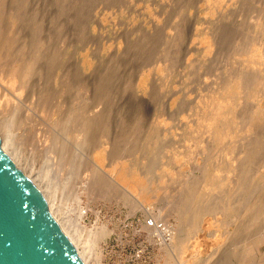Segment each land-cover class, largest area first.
Instances as JSON below:
<instances>
[{
    "label": "rangeland",
    "instance_id": "374dc122",
    "mask_svg": "<svg viewBox=\"0 0 264 264\" xmlns=\"http://www.w3.org/2000/svg\"><path fill=\"white\" fill-rule=\"evenodd\" d=\"M3 1L0 116L22 155L8 148L86 263L163 264L183 236L195 264H264L247 211L264 197V0Z\"/></svg>",
    "mask_w": 264,
    "mask_h": 264
},
{
    "label": "water",
    "instance_id": "95a60500",
    "mask_svg": "<svg viewBox=\"0 0 264 264\" xmlns=\"http://www.w3.org/2000/svg\"><path fill=\"white\" fill-rule=\"evenodd\" d=\"M0 264H86L0 136Z\"/></svg>",
    "mask_w": 264,
    "mask_h": 264
},
{
    "label": "bare ground",
    "instance_id": "6f19581e",
    "mask_svg": "<svg viewBox=\"0 0 264 264\" xmlns=\"http://www.w3.org/2000/svg\"><path fill=\"white\" fill-rule=\"evenodd\" d=\"M2 5H4V7H2ZM4 9V11H3V9ZM6 11H5V4H4V1L3 0H0V15H5L4 13H5ZM6 13H8V12H6ZM10 13H12V12H10ZM13 15V14H12ZM15 15V14H14ZM16 18H17V20H19V18H20V14L18 15V12L16 13ZM6 17H7V15H6ZM2 18H0V41L3 39V34L1 33V31L2 32H4L2 29L5 27H3V25H2V20H1ZM5 29V28H4ZM2 34V35H1ZM5 34V33H4ZM2 44V43H1ZM5 44V43H4ZM5 46H6V44H5ZM0 47H1V45H0ZM7 47V46H6ZM4 49L5 50H7L5 47H4ZM3 49V50H4ZM4 50V51H5ZM2 51V50H1ZM3 51V52H4ZM8 51V50H7ZM7 53V52H6ZM11 74H12V77H15V76H17V74H18V71H17V68H13V69H11ZM17 78V77H16ZM16 80V79H15ZM262 100H264V99H262ZM14 101V100H13ZM259 101V100H258ZM12 102V101H11ZM260 102V101H259ZM8 102H6V104H7ZM13 103V102H12ZM14 103H15V101H14ZM11 106H12V104H11ZM15 106V105H14ZM254 106V105H253ZM11 108V107H10ZM15 108V107H14ZM253 109H257V110H261L260 109V106L258 105V106H256V107H254ZM249 112V111H248ZM251 112L252 113H254V111H252L251 110ZM6 115L5 116H0V126L1 127H4V129L3 128H0V131H1V129H2V131L0 132V136H1V138H2V146H3V148L10 154V151H9V148L8 147H11V148H13L14 149V151H15V153L16 152H18V150H20V152H18V156H21L22 155V152H21V149H20V142H16L15 141V137L13 136V134H12V131H11V128H10V121H12V120H14V111L11 109L10 110V112L9 113H5ZM248 113H246L245 115H247ZM251 115V114H250ZM253 115V114H252ZM252 115H251V117H252ZM247 117H249L250 118V116L249 115H247ZM246 118V117H245ZM248 118V120L247 121H249V126H250V121L252 120V119H254L255 117H252V118H250L249 119ZM260 138V137H259ZM264 141V140H263ZM262 141V142H263ZM256 146H257V144H256ZM262 146H264V145H262ZM246 149V148H245ZM250 151V150H249ZM252 151H250L249 153H251ZM253 154V153H252ZM11 155V157L15 160V162H16V164L21 168V169H23L24 170V172L37 184V186L41 189V191L43 192V190H42V188H41V186L39 185V183L37 182V179H36V177H34L33 175H31L30 174V172H27L21 165H20V163L18 162V160H17V158H16V156L12 153V154H10ZM255 155V154H254ZM21 158V157H20ZM19 159V158H18ZM239 183V182H238ZM50 193L52 194V193H54L53 192V190L52 189H50ZM129 193V195L127 194V193H123L122 195H121V198L122 199H124V201H129L130 203H131V205H132V207H133V204H135L136 205V201H137V199L139 198V197H135V196H137L136 194H132L131 192H128ZM43 194L45 195V197H46V199H47V202H48V205H49V209H50V211L52 212V214L56 217V219L58 220V222L60 223V225H61V227L63 228V230L66 232V234L71 238V240H72V242L74 243V245L76 246V248H77V250H78V252H79V254L81 255V257L84 259V261L85 262H87L88 261V256H89V250H88V242H87V240H85L84 239V236H78V234H77V236H73V234L71 233V231L69 230V229H67L64 225H63V223H62V221H61V219L59 218V216L57 215V212L55 211V208L56 209H58L59 211H61V207H60V205H59V203H58V201L56 200V197H55V195L53 194L52 196V198H49V196H47L46 194H45V192H43ZM135 195V196H134ZM264 195V194H263ZM132 196H134V197H132ZM190 199V198H189ZM141 201H142V199H140ZM128 202V203H129ZM140 202V201H139ZM192 203V202H191ZM212 203V202H211ZM249 204H248V206H247V211L250 213V217L252 216L253 218H255L256 216H258V214H262V213H264V197L262 196V194L261 195H257V196H255L252 200H250L249 202H248ZM197 204V203H196ZM208 204V203H207ZM134 205V206H135ZM138 206H140V205H136V207H138ZM218 206V205H217ZM222 206V205H221ZM186 207V206H185ZM216 207V206H215ZM181 209V208H180ZM206 209V208H205ZM236 209V208H235ZM198 213H199V211H198ZM195 214L194 216H193V220H192V224H190L189 226H190V229H189V231H190V233H191V230L192 229H194V226L196 225L195 223H196V221H197V218L199 219V217H200V214ZM210 213V212H209ZM212 214V213H211ZM214 215H215V213H214ZM199 216V217H198ZM202 217V216H201ZM212 217H214V216H212ZM253 218H251V219H253ZM238 219V218H237ZM255 220V219H254ZM252 222V221H251ZM199 223V222H198ZM197 225H199V224H197ZM241 227V226H240ZM257 229V228H256ZM255 229V230H256ZM239 230V229H238ZM237 230V231H238ZM236 230H234V232H235ZM242 231V230H241ZM240 231V232H241ZM250 231V230H249ZM96 233L94 234L93 233V238H94V240H100V239H103L108 233H107V231L104 229V228H101V229H98L97 231H95ZM209 232H212V231H209ZM233 232V231H232ZM189 233V234H190ZM192 233H193V231H192ZM191 233V234H192ZM190 234V235H191ZM233 234V233H232ZM189 235V236H190ZM239 236V235H238ZM264 236V235H263ZM91 237V238H92ZM231 237V236H230ZM246 237V236H245ZM189 238V237H188ZM187 238V239H188ZM187 239L185 238V237H181L180 239H179V243H178V245L177 246H175V248H174V246H171V247H173L174 248V250H175V252H176V254H174V255H171L170 253H165L166 255V257H165V262L163 263V264H195L196 262H195V257L199 260V261H201V259L196 255V254H194V253H192V254H194V255H192V256H188L186 259H184V255H186V252L188 251V245L186 244V242H187ZM239 239V238H238ZM241 240V239H240ZM239 240V241H240ZM167 242V244L169 243V240L168 241H166ZM164 244V243H163ZM166 244V243H165ZM164 244V245H165ZM236 244V243H235ZM169 245H171L170 243H169ZM199 245V244H198ZM228 247V246H227ZM166 248V247H165ZM172 248V249H173ZM192 248H194V246H192ZM164 249V248H163ZM171 249V250H172ZM229 249V248H228ZM166 250V249H165ZM193 250V249H192ZM167 251V250H166ZM191 251V250H190ZM194 251H195V249H194ZM196 251H197V249H196ZM218 251V250H217ZM224 251V250H223ZM171 252H173V251H171ZM199 252V251H198ZM197 252V253H198ZM220 252H222V251H220ZM212 253V252H211ZM210 253V254H211ZM216 253V252H215ZM224 253H225V251H224ZM219 255H220V253H219ZM224 256V255H223ZM209 257V256H208ZM220 257V256H219ZM225 257V256H224ZM228 257V256H227ZM237 257L238 256H236V259H237ZM217 258V257H216ZM215 258V259H216ZM228 258H230V257H228ZM228 258H226L225 257V259L227 260ZM234 258V257H233ZM221 258H219V261H217L218 263H222L221 261L224 259H221ZM235 259V260H236ZM218 260V259H217ZM231 261V260H230ZM206 262V261H205ZM214 262V261H213ZM223 262H225L226 263V261L225 260H223ZM227 262H229V260H227ZM233 261H231V262H229V263H232ZM239 262V261H238ZM202 263V262H201ZM200 262H198L197 264H201ZM217 263V264H218ZM87 264V263H86ZM203 264V263H202ZM212 264V263H211ZM214 264H216L215 262H214ZM227 264V263H226Z\"/></svg>",
    "mask_w": 264,
    "mask_h": 264
},
{
    "label": "built area",
    "instance_id": "2783aa9c",
    "mask_svg": "<svg viewBox=\"0 0 264 264\" xmlns=\"http://www.w3.org/2000/svg\"><path fill=\"white\" fill-rule=\"evenodd\" d=\"M151 226V227H157V228H159L160 229V231H162L163 233H165V227H162V225L160 224V223H157V222H155V221H153V219H151V220H149L148 222H147V226ZM148 226V227H149ZM164 236H165V234H163Z\"/></svg>",
    "mask_w": 264,
    "mask_h": 264
}]
</instances>
